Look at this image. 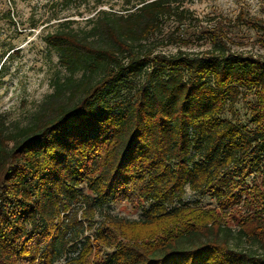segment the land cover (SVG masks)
Instances as JSON below:
<instances>
[{
    "label": "trees",
    "instance_id": "16d2710c",
    "mask_svg": "<svg viewBox=\"0 0 264 264\" xmlns=\"http://www.w3.org/2000/svg\"><path fill=\"white\" fill-rule=\"evenodd\" d=\"M190 13L138 0L44 35L52 90L0 113V264H264V54L232 51L220 23L201 51L153 39Z\"/></svg>",
    "mask_w": 264,
    "mask_h": 264
},
{
    "label": "rangeland",
    "instance_id": "374dc122",
    "mask_svg": "<svg viewBox=\"0 0 264 264\" xmlns=\"http://www.w3.org/2000/svg\"><path fill=\"white\" fill-rule=\"evenodd\" d=\"M0 0V113L9 118L22 117L36 107L44 95L52 90L51 79L61 66L55 50L50 48L44 35L53 30L59 20L71 18L74 25H85L86 18L100 8L122 11L138 0ZM182 8L191 11L183 23L168 18L164 28L153 39L168 34L190 38L182 49L201 51L209 46L206 28L214 24L225 27L232 51L246 54H264V0H180ZM243 11L256 17L263 27H251L238 16ZM159 50L175 52L177 45H159ZM186 199H199L203 204L208 197L188 192ZM113 214L130 217L139 215L138 208L128 201L113 203ZM231 223L234 221L229 219Z\"/></svg>",
    "mask_w": 264,
    "mask_h": 264
}]
</instances>
